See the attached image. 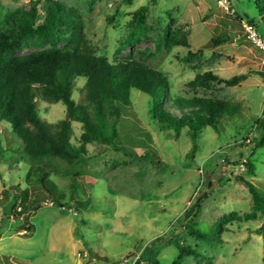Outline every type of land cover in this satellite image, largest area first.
<instances>
[{"label": "rangeland", "instance_id": "obj_1", "mask_svg": "<svg viewBox=\"0 0 264 264\" xmlns=\"http://www.w3.org/2000/svg\"><path fill=\"white\" fill-rule=\"evenodd\" d=\"M58 1L79 13L85 37L98 55L112 62L133 55L167 75L173 96L227 101L238 113L222 117L220 133L205 129L194 159L189 160L192 142L187 131L176 139L172 130H160L151 114L150 98L133 90L129 123L123 131L132 138L126 145L128 153L90 145L86 171L95 184L85 176L51 177L66 203L80 196L86 209L60 207L49 198L29 214L35 232L28 238L22 236L16 218H11L0 230V264H120L132 262L130 254L141 257L148 246L154 247L157 264H262L263 238L257 231L264 226V215L253 221L225 223L221 241L213 245L189 236L182 221L185 210L196 202L201 207L197 221L206 231L224 216L250 213L251 195L238 177L264 191V146H256L263 134L264 51L253 44L244 28L246 16L256 19L264 38L256 0ZM259 1L264 5V0ZM33 4L41 24L46 0H0V29L12 27L10 16ZM144 5L150 10L141 43L118 55L120 42L132 31L133 12ZM165 31L185 38L197 57H189L182 47L167 48ZM218 37L229 39L213 46ZM36 51L25 47L14 57ZM206 73L240 81L234 86L192 85L198 75ZM84 81L78 79L77 85ZM74 97L81 101L77 90ZM37 107L40 117L49 123L65 117L63 103L38 101ZM74 127L73 142L77 143L82 128L78 123ZM5 129L0 124V224L8 204L6 194H14L12 188L17 184L27 186L26 174L31 168L21 154V139L10 127V133ZM142 155L145 157L140 158ZM156 160L166 169L159 170L153 164ZM247 160L253 161L254 175L248 174ZM177 242L193 248L200 257H181ZM141 264L150 263L145 259Z\"/></svg>", "mask_w": 264, "mask_h": 264}, {"label": "trees", "instance_id": "obj_2", "mask_svg": "<svg viewBox=\"0 0 264 264\" xmlns=\"http://www.w3.org/2000/svg\"><path fill=\"white\" fill-rule=\"evenodd\" d=\"M47 9L44 20L38 24V9L33 4L29 9L12 14V27L0 29V124L7 126L6 132H12L21 139V154L28 158L31 168L26 174L27 186L15 185L14 194H6L8 204L4 208L0 230L11 218H16L20 231L25 238L32 237L34 225L29 214L38 211L42 204L51 198L60 207L86 209V202L81 197L77 201L67 202L64 194L58 192L55 179L87 177L92 184L96 181L86 171L91 158L89 146L107 147L126 152L132 138L123 134L128 127L127 116L132 104V91L146 94L151 102V114L160 130L173 131L179 139L183 131L192 142L188 156L194 159L198 151L197 141L207 128L220 133L221 119L234 116L238 110L229 102L212 99L186 100L173 96L167 75L134 58L110 61L98 55L84 33L83 22L79 13L67 8L58 0H46ZM259 17L264 22V5L256 0ZM149 5H144L132 14L130 35L120 42L117 54L133 50L142 41L146 30ZM263 15V16H262ZM247 20L257 30L258 20ZM163 43L167 48L182 47L188 50V56L197 57L190 50L185 38L170 36L165 31ZM228 37H218L212 45L217 46L228 41ZM160 42L158 43V45ZM60 45H63L61 48ZM25 47L38 51L28 56L14 57ZM49 47V49H46ZM78 79H84L77 85ZM240 78L225 81L213 73L198 75L192 85L208 87L210 84L224 83L234 86ZM75 90L81 93V101L74 97ZM38 101L63 103L65 117L57 123H49L40 117ZM264 115V114H263ZM81 125L82 133L77 143L73 142L74 124ZM263 134L256 145L264 146V119L261 122ZM6 128V127H5ZM149 154H146L148 156ZM145 156H140L144 158ZM153 164L160 170L166 166L159 160ZM249 175L255 174L253 161L245 162ZM244 184L252 199L251 212L239 217L229 214L217 221L210 231L201 229L197 221L201 210L196 202L185 210L182 216L185 231L189 236L208 245L221 241L223 225L231 221L248 222L264 215V191L253 182L243 177L237 178ZM18 205V206H17ZM20 206V208H18ZM263 238L264 264V226L258 231ZM182 256L199 258L200 255L191 247L176 243ZM154 248V247H153ZM146 247L145 254L137 264L145 262L157 264L154 251ZM149 254V256H148ZM148 256V257H147ZM129 258L136 256L130 254Z\"/></svg>", "mask_w": 264, "mask_h": 264}, {"label": "built area", "instance_id": "obj_3", "mask_svg": "<svg viewBox=\"0 0 264 264\" xmlns=\"http://www.w3.org/2000/svg\"><path fill=\"white\" fill-rule=\"evenodd\" d=\"M244 28L248 35V38L253 42V44L259 49L264 51V38L259 33V31L249 22H246L244 24ZM139 260H140V256H136L134 259H132V262L127 260L120 264H137Z\"/></svg>", "mask_w": 264, "mask_h": 264}]
</instances>
